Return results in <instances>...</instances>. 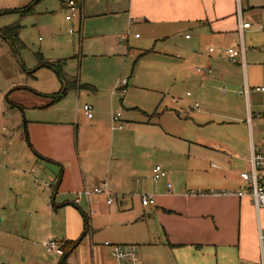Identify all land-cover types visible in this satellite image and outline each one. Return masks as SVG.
<instances>
[{
    "label": "crops",
    "instance_id": "1",
    "mask_svg": "<svg viewBox=\"0 0 264 264\" xmlns=\"http://www.w3.org/2000/svg\"><path fill=\"white\" fill-rule=\"evenodd\" d=\"M31 1L25 4L23 0H0V11L20 9ZM47 2L40 0L31 15ZM60 3L62 9H67L64 0ZM240 7L239 11L237 0H84L88 17L105 11L124 16L129 27L142 28L147 43L162 42L166 51L177 47L182 73L181 77L175 76L174 83H189L194 92L185 101L175 99L177 106L172 111L178 117L189 115L195 112L189 107L201 103L205 108L199 106L202 113L195 115L198 125L213 122L226 129L220 136L215 134L217 141L200 135L190 140L169 134L188 146L189 154L183 156L188 155V163L174 153L161 155L155 164H150L149 180L144 181L143 155L123 156L121 151L127 142L115 132L152 121L137 120L136 112L145 111L135 107L137 111H129L125 118V128L113 126L112 115L107 118L105 111L114 106L115 94L82 83L65 70L66 61L63 70L77 80V86L54 101V95L62 89L59 80L58 91L42 94L48 102L40 109L48 114L29 121L31 151L25 153V164L33 163L32 171H37L34 178L47 179L51 187L48 190L34 185L33 175L22 170V178H30L20 186L22 199L28 194V203H38L26 229L29 251L25 261L28 257H46L43 248L53 240L60 249L50 256L53 264H61L66 243L78 240L67 264H119L105 241L137 245L141 264L264 261V206L257 209L250 195L236 194L246 187L240 173L251 169L252 148L259 150L264 138V91L259 89L264 87V0H242ZM51 11L46 7L40 13ZM31 15L19 14L20 20ZM245 22L251 27L241 28ZM81 29L80 24L78 31ZM21 30L22 25L20 39ZM177 41L186 43L178 45ZM212 46L243 48L245 65L233 63L220 53H210ZM152 51L142 49L139 58ZM198 67L213 68V72H198ZM33 73L34 70L30 72L32 76ZM246 86L250 87L248 95L243 94ZM69 96L77 106L75 109L71 105L70 115L62 105ZM85 103L93 107L92 118L83 111ZM120 103L123 106L125 99L121 98ZM182 104L187 108L183 110ZM216 108H225L231 120H208L205 116ZM154 115L159 113L155 111ZM132 139L134 146L147 144L140 137ZM156 165L166 171L157 181L153 178ZM179 165L182 168H177ZM95 187L109 191L113 201L108 203V195L93 192ZM85 188L91 191L89 196L82 193ZM145 195H151L154 203L143 205ZM12 197L4 195L1 202L11 203ZM19 201L16 198L14 203Z\"/></svg>",
    "mask_w": 264,
    "mask_h": 264
},
{
    "label": "rangeland",
    "instance_id": "2",
    "mask_svg": "<svg viewBox=\"0 0 264 264\" xmlns=\"http://www.w3.org/2000/svg\"><path fill=\"white\" fill-rule=\"evenodd\" d=\"M29 1L23 0L25 4ZM46 7L52 11L40 13ZM68 13V9H62L60 0H49L39 6L35 15L22 20L16 13L0 16V28L11 24L22 25L20 36L27 46L20 54L23 67L9 43L0 35V264H53L54 260L50 256L60 250L55 240L56 250L48 251V246L43 248L46 257H28L27 261L24 260L29 251L26 229L38 203H28V194L22 199L20 186L30 181V178L23 179L22 170L33 175L31 181L34 185L48 190L51 187L47 179L38 181L34 178L37 171L36 168L32 171L33 163L25 164V153L31 151L29 121L48 114L40 109L48 102L42 94L58 91L61 87L52 69L41 67L33 73L34 76L30 74L42 63L38 55H43L45 60L51 62L65 59V70L79 77L82 83H90L104 92L114 93L115 104L106 107L107 118L112 115L113 119L120 112V119L126 123L128 112L137 111L135 107L145 111V114L137 111L136 118L142 122L150 119L151 124L137 123L136 128L132 126L115 132L121 135L123 142H127L121 151L123 156L143 155L141 179L144 181L149 180L147 169L150 164H155L161 155L174 153L177 159L182 158L183 162L188 163V155L183 157L189 154L188 146L169 134L190 140L200 135L217 141L219 139L215 134L220 136L221 131L226 129L213 122L207 124L202 121L203 126L198 125L195 115L202 113L199 110L203 107L201 103L189 115L178 117L172 111L177 106L175 99L182 98L185 101L194 92L189 83L184 84L181 80L174 83L175 76L181 77L182 73L179 65L181 60L176 57L179 52L177 47L173 46L170 51H166L162 42L158 45L147 43L142 28L129 27L123 20L124 16L116 17L105 11L88 17L83 8L81 22L78 18L68 22L65 19ZM80 24L82 29L78 31ZM71 29L74 32L70 33ZM176 43L182 45L186 41ZM142 49L153 51L139 58ZM125 79L128 85L123 94L120 83ZM121 98L125 99L124 107L121 106ZM72 101L73 96H69L66 104H62L68 109V115L71 105L77 108L76 101ZM182 107L183 110L187 108L184 104ZM155 111L159 115H154ZM208 114L205 117L216 123L230 121L232 118L225 108H216ZM80 117L83 119L82 113ZM113 126L117 127L118 124L114 123ZM133 137L145 140L146 146L131 144ZM7 194L13 196L12 202L2 203V197ZM16 198L20 200L19 203H14Z\"/></svg>",
    "mask_w": 264,
    "mask_h": 264
},
{
    "label": "built area",
    "instance_id": "3",
    "mask_svg": "<svg viewBox=\"0 0 264 264\" xmlns=\"http://www.w3.org/2000/svg\"><path fill=\"white\" fill-rule=\"evenodd\" d=\"M241 1L237 0L239 5V11L241 9ZM66 6L68 9V14L66 15L67 20H73L78 18L82 21L83 18V8L76 0H67ZM241 14V12H240ZM251 24L249 22H245L241 24V28H249ZM73 32V29L70 30ZM139 36V35H137ZM210 53H220L221 55H225L227 59L232 61L233 63H241L245 65L244 60V51L243 48L237 47H226V48H216L210 47ZM198 72H213V68L207 67H198ZM121 89L123 94L126 92V86L128 85V80L125 79L121 83ZM260 90L264 91V87L259 88ZM250 92V87L246 86L243 94L248 95ZM190 95V93H188ZM200 105L199 103H195L189 107V110L194 108H198ZM83 111L88 116V118H92L94 116V110L91 104L85 103L83 105ZM121 113L118 112L113 120L115 123L118 124L119 128H123L127 125L121 119ZM166 175L165 169L161 165H156L153 169V178L154 180H159ZM240 178L246 183V187L240 189L236 194L238 196H245L250 195L252 197V201L257 209H260L264 206V138L261 142V147L259 150H256L254 147L252 148V155H251V169L244 170L240 173ZM171 187V184H169ZM95 193H103L109 196L108 203L113 201V197L111 196L110 192L107 191L105 188L102 187H95L93 189ZM84 195L89 196L91 191L87 188L82 192ZM81 193V194H82ZM81 194L78 195L76 202H79ZM150 203H154V198L151 195H145L142 198V204L148 205ZM104 245L108 247L113 256L118 260L119 264H141L140 257L137 250V245L135 244H115L110 241H105ZM48 251L55 250L57 248V243L55 241H51L48 245ZM260 264H264L262 260Z\"/></svg>",
    "mask_w": 264,
    "mask_h": 264
},
{
    "label": "trees",
    "instance_id": "4",
    "mask_svg": "<svg viewBox=\"0 0 264 264\" xmlns=\"http://www.w3.org/2000/svg\"><path fill=\"white\" fill-rule=\"evenodd\" d=\"M39 1L40 0H33L27 6L20 8V9L2 10V11H0V16H2L4 14H8V13H13V12L20 14L21 17L31 15L35 12V7ZM76 1L81 5L82 8L84 7V0H76ZM66 2H67V0H64L65 4H66ZM20 29H21L20 24L7 25L5 27L0 28V35L2 36V38L7 43H9L11 50L19 58L23 67H25L24 63L20 57L21 51L25 48L24 42L21 41V39L19 37ZM39 56H40V59L42 61V63L40 64L39 67L47 66V67L51 68L53 71H55L59 80L62 83L61 91L54 95V101H59L66 95L68 89L77 86V80L71 79L64 72L63 66L65 65L66 60H58L55 62H51V61H45L44 59H42L41 55H39ZM34 72H35V70H34ZM85 229H86V231L89 230V220L88 219H86ZM79 242L80 241L78 240L75 242H68L64 245L65 252L63 254V259H62L61 264H67L66 260H67L68 256L77 247Z\"/></svg>",
    "mask_w": 264,
    "mask_h": 264
}]
</instances>
